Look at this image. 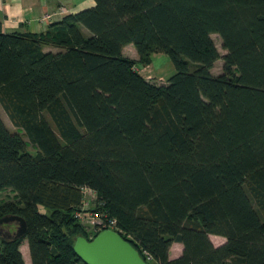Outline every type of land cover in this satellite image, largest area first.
Masks as SVG:
<instances>
[{
    "label": "trees",
    "instance_id": "16d2710c",
    "mask_svg": "<svg viewBox=\"0 0 264 264\" xmlns=\"http://www.w3.org/2000/svg\"><path fill=\"white\" fill-rule=\"evenodd\" d=\"M94 2L40 34L0 23V106L18 130L0 118V192L16 200L0 219L27 224L0 235V264H24V241L31 264H83L75 239L100 232L75 218L84 187L148 264H264V0ZM154 54L175 69L166 85L135 70Z\"/></svg>",
    "mask_w": 264,
    "mask_h": 264
},
{
    "label": "crops",
    "instance_id": "0c3cea01",
    "mask_svg": "<svg viewBox=\"0 0 264 264\" xmlns=\"http://www.w3.org/2000/svg\"><path fill=\"white\" fill-rule=\"evenodd\" d=\"M94 5V0H0V23L5 33L40 34L44 33L50 24L63 18L61 16H54L51 22L43 21L45 15L55 13L59 7H65L68 10V14H75L92 8ZM122 55L132 60L138 59L137 51L132 44L122 49ZM160 56L162 54H154L151 57V63L142 68V70L150 69L153 76L161 80V83L158 85H166L171 76L166 79L161 74L158 76L154 74L153 61ZM209 238L214 247H220L226 243V239L220 236L210 235ZM24 244L22 243L20 247L24 264H31L28 246H24ZM183 249L181 243H172L169 249V259L174 260L179 258L183 253Z\"/></svg>",
    "mask_w": 264,
    "mask_h": 264
},
{
    "label": "water",
    "instance_id": "95a60500",
    "mask_svg": "<svg viewBox=\"0 0 264 264\" xmlns=\"http://www.w3.org/2000/svg\"><path fill=\"white\" fill-rule=\"evenodd\" d=\"M14 226L12 231L6 228ZM27 224L19 216L11 215L0 219V235L18 239L26 234ZM73 251L83 264H148L138 251L118 232L114 230L100 231L93 239L77 237Z\"/></svg>",
    "mask_w": 264,
    "mask_h": 264
},
{
    "label": "rangeland",
    "instance_id": "374dc122",
    "mask_svg": "<svg viewBox=\"0 0 264 264\" xmlns=\"http://www.w3.org/2000/svg\"><path fill=\"white\" fill-rule=\"evenodd\" d=\"M89 33L85 30V36H88ZM214 45L220 55V59L217 60L214 65L213 68L211 70V73L213 76H218L220 74H222L223 72V60L222 57L224 55H226V50L223 48V44H222V40L220 39V37L218 35H212L211 36ZM46 51H53V52H57L56 49H50V48H46ZM139 69V74L146 79L147 81L158 85L161 83V80H158V78L154 77L151 70L147 69V70H142V68H138ZM153 69H154V74L155 75H162L164 78L168 79L170 76H172L175 73V69L173 67V64L171 62V60L169 59V57L165 54H162V56L155 58L153 61ZM161 72V73H160ZM152 77V78H151ZM166 82V80H165ZM0 118L2 119V121L4 122L5 126L7 127V129L11 132V133H16L18 132V130L11 124V122L9 121L8 117L6 116V114L4 113V111L2 110V107L0 106ZM25 141H28V139H25ZM27 150L31 153H35V150L33 149V147H31L29 145V147L27 148ZM96 196H92L89 195L87 196V199L90 202V206L94 205V198ZM0 202L2 203H16L15 200V196L14 194L10 191V190H4L0 192ZM13 229V228H12ZM23 243L24 246H28L26 243V241H24Z\"/></svg>",
    "mask_w": 264,
    "mask_h": 264
},
{
    "label": "built area",
    "instance_id": "2783aa9c",
    "mask_svg": "<svg viewBox=\"0 0 264 264\" xmlns=\"http://www.w3.org/2000/svg\"><path fill=\"white\" fill-rule=\"evenodd\" d=\"M66 15H68V10L65 7L61 6L55 13L45 15L43 17V21L51 22L52 17L54 16L64 17ZM135 70L139 73L138 68H135ZM81 192L83 195V200L75 213V218L82 226H84L86 231L91 235L107 229L117 232L115 219H110L108 218L107 214L96 210L95 202L93 206H90V202L87 199V196H96V193L87 187L82 188ZM96 199L97 197L94 198V201H96Z\"/></svg>",
    "mask_w": 264,
    "mask_h": 264
},
{
    "label": "flooded vegetation",
    "instance_id": "af4514ba",
    "mask_svg": "<svg viewBox=\"0 0 264 264\" xmlns=\"http://www.w3.org/2000/svg\"><path fill=\"white\" fill-rule=\"evenodd\" d=\"M6 228H10L12 231L14 230V226L13 225H9ZM13 228V229H12Z\"/></svg>",
    "mask_w": 264,
    "mask_h": 264
}]
</instances>
